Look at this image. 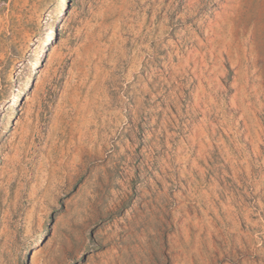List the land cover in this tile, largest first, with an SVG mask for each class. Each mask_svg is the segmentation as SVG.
Listing matches in <instances>:
<instances>
[{
  "label": "rangeland",
  "instance_id": "rangeland-1",
  "mask_svg": "<svg viewBox=\"0 0 264 264\" xmlns=\"http://www.w3.org/2000/svg\"><path fill=\"white\" fill-rule=\"evenodd\" d=\"M0 264H264V0H0Z\"/></svg>",
  "mask_w": 264,
  "mask_h": 264
}]
</instances>
